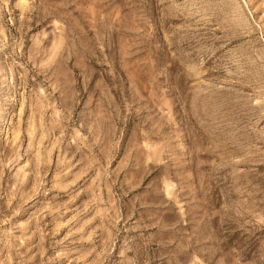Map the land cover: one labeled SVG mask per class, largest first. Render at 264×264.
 <instances>
[{"label":"rangeland","instance_id":"rangeland-1","mask_svg":"<svg viewBox=\"0 0 264 264\" xmlns=\"http://www.w3.org/2000/svg\"><path fill=\"white\" fill-rule=\"evenodd\" d=\"M0 264H264V0H0Z\"/></svg>","mask_w":264,"mask_h":264}]
</instances>
